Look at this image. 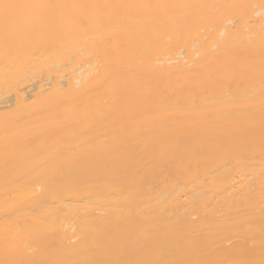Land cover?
Segmentation results:
<instances>
[{
  "label": "bare ground",
  "instance_id": "obj_1",
  "mask_svg": "<svg viewBox=\"0 0 264 264\" xmlns=\"http://www.w3.org/2000/svg\"><path fill=\"white\" fill-rule=\"evenodd\" d=\"M0 264H264V0H0Z\"/></svg>",
  "mask_w": 264,
  "mask_h": 264
}]
</instances>
